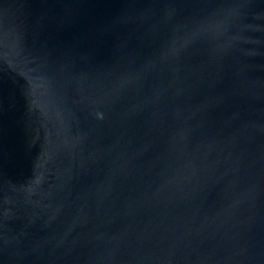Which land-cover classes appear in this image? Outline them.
Returning a JSON list of instances; mask_svg holds the SVG:
<instances>
[{"label":"water","instance_id":"obj_1","mask_svg":"<svg viewBox=\"0 0 264 264\" xmlns=\"http://www.w3.org/2000/svg\"><path fill=\"white\" fill-rule=\"evenodd\" d=\"M0 264H264V0H0Z\"/></svg>","mask_w":264,"mask_h":264}]
</instances>
